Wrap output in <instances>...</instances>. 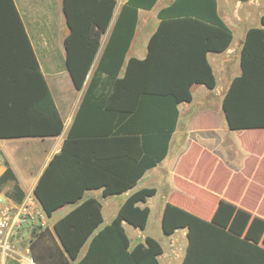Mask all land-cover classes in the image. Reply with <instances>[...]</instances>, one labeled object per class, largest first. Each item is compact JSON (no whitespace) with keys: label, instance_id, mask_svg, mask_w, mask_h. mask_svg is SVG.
Segmentation results:
<instances>
[{"label":"trees","instance_id":"trees-1","mask_svg":"<svg viewBox=\"0 0 264 264\" xmlns=\"http://www.w3.org/2000/svg\"><path fill=\"white\" fill-rule=\"evenodd\" d=\"M157 1L126 0L122 5L61 150L38 178L33 194L46 217L64 206L73 208L52 228L34 229L29 247L36 264H159L158 241L146 236L129 250L122 226L145 228L149 208L138 204L155 194L154 187L131 192L101 228L100 203L83 199L85 191L95 188L102 189L103 197L131 190L166 156L180 117L178 106L192 101L191 87L215 88L208 54L224 52L232 40L216 0H171L160 8L145 57L128 59L119 75L138 10L152 9ZM114 7L115 0L62 1L69 28L66 68L76 89L83 86ZM259 21L260 26L245 32L241 72L221 100L230 130L264 128V13ZM62 129L14 1L0 0V139L53 137ZM178 228L187 229L188 239L181 264H264V218L230 201L219 199L209 220L166 203L162 230L169 235Z\"/></svg>","mask_w":264,"mask_h":264},{"label":"crops","instance_id":"crops-1","mask_svg":"<svg viewBox=\"0 0 264 264\" xmlns=\"http://www.w3.org/2000/svg\"><path fill=\"white\" fill-rule=\"evenodd\" d=\"M13 1L39 68L63 120V129L59 135L31 138L27 140L28 146L17 144L25 142L26 138L0 139V191L7 197L19 201L25 194L33 193L38 178L49 160L61 150L89 81L102 62L116 19L126 0H115L109 25L101 35L97 52L81 89L74 87L66 68L64 40L69 28L62 9L63 0ZM170 1L158 0L152 9L138 10L134 35L126 52L120 76L128 59L145 57L149 38L159 23L157 12ZM233 1L235 2V0H216L218 14L229 27L225 15L231 11L232 8L229 6L234 4ZM239 2L243 1L236 0L235 8L232 9L233 16H236ZM262 14L250 26H260L259 19ZM248 15L249 13L246 14V18ZM237 19L239 20V17ZM250 26L244 27L238 33L230 27L232 40L228 48L221 53L208 54L216 79L215 88L209 90L203 84H194L191 87L192 101L183 102L178 106L180 117L177 128L171 136L166 156L154 167L145 171L135 188L108 197L102 196L101 188L87 190L84 193L83 199L95 198L101 205L103 218L101 228L112 221L122 202L131 192L138 189L137 185L142 179L145 182L139 188L154 187L155 194L138 204L140 207L149 208L145 228L140 230L126 222H123L122 226L129 239V250L136 244L143 243L146 236L158 241L162 248L161 254L157 257L159 264H181L188 244L186 228H178L169 235L163 232L161 221L166 203L197 213L192 207L188 208L182 204L183 201H189L188 198L192 199L189 201L190 204L193 203V197L197 193L200 200L209 201V215H212L218 200L224 199L264 218V146L257 151L245 144L244 134L253 129H228L221 108V100L231 80L241 72L240 51L245 32ZM199 101L209 104L199 108ZM189 111H193L190 118H188ZM256 139L253 140L256 142ZM189 187L193 188L191 193L188 191ZM156 197L159 199L155 200ZM72 208V205H67L55 211L47 217L46 226L52 228L53 223ZM154 208L158 209L155 222L159 223V231L146 232ZM34 231L29 228L24 229L22 244L32 239L30 237L34 235ZM85 251L86 245L80 253V258ZM0 264H19V262L13 257L0 253Z\"/></svg>","mask_w":264,"mask_h":264},{"label":"built area","instance_id":"built-area-1","mask_svg":"<svg viewBox=\"0 0 264 264\" xmlns=\"http://www.w3.org/2000/svg\"><path fill=\"white\" fill-rule=\"evenodd\" d=\"M46 219L32 192L17 201L0 191V253L17 259L19 264H36L30 252V239L22 244L24 229L44 227Z\"/></svg>","mask_w":264,"mask_h":264},{"label":"rangeland","instance_id":"rangeland-1","mask_svg":"<svg viewBox=\"0 0 264 264\" xmlns=\"http://www.w3.org/2000/svg\"><path fill=\"white\" fill-rule=\"evenodd\" d=\"M235 2H236V0H235ZM235 2H234V4L232 3V5L230 4L229 7L234 9L235 8V6H234ZM232 9H230L231 11L229 12V14L225 15V18H226L227 22L229 23L230 27L233 29V31L235 33H238L244 27L250 26L251 24L255 23V21H256L255 19L260 14L264 13V0H250V1L237 3L236 16H233ZM247 13H249L248 18H246ZM237 17H239V20L237 19ZM205 103H206L205 101H199V106H204ZM243 137H244L243 140H244L245 144L252 146L254 150L259 151L264 146V128L263 129L249 130L248 132H246L244 134ZM254 138H257L256 142L253 140ZM30 139L31 138H26V139H24V141L26 140L25 142H18L17 144H20V145L27 144V146H28L29 143L27 142V140H30ZM253 142H255V143H253ZM144 182H145V180L142 179L139 182V184L137 185V188L139 189V187L143 186ZM189 188L190 189H188V191H189V193H191V190L193 188L192 187H189ZM188 195H190V194H188ZM195 195L196 196L193 197V203L190 204L189 201H191L192 199H189L187 197L189 201H183L182 204L186 205L188 208L192 207V209L195 210L197 213H199V215L195 212L189 211L188 209H185V210H187L188 212H191L193 214H196L197 216H199L203 219L209 220L211 217V215H209V213H210L209 201L206 199L200 200L199 195L197 193ZM158 199H159L158 197L155 198V200H158ZM182 200H184V199H181V201ZM182 209H184V208H182ZM157 210H158L157 208H154L153 212L150 214V224L148 225L146 232L147 231L148 232H155L156 230L159 231V229H158L159 223L157 224V222H155ZM137 229H139V228H137ZM140 230H143V229H140ZM143 233H145V231Z\"/></svg>","mask_w":264,"mask_h":264}]
</instances>
